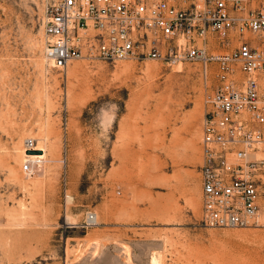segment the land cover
Instances as JSON below:
<instances>
[{
	"label": "rangeland",
	"instance_id": "1",
	"mask_svg": "<svg viewBox=\"0 0 264 264\" xmlns=\"http://www.w3.org/2000/svg\"><path fill=\"white\" fill-rule=\"evenodd\" d=\"M43 10L0 0V264H264V226L200 221L215 66L80 60L59 73ZM36 138L46 155L27 176L17 152Z\"/></svg>",
	"mask_w": 264,
	"mask_h": 264
},
{
	"label": "built area",
	"instance_id": "2",
	"mask_svg": "<svg viewBox=\"0 0 264 264\" xmlns=\"http://www.w3.org/2000/svg\"><path fill=\"white\" fill-rule=\"evenodd\" d=\"M43 3V58L59 73L80 60L196 63L205 77L215 66L201 131L200 221L264 226V0ZM35 148L25 141V152ZM43 163L42 155L27 158L21 172L32 176Z\"/></svg>",
	"mask_w": 264,
	"mask_h": 264
},
{
	"label": "bare ground",
	"instance_id": "3",
	"mask_svg": "<svg viewBox=\"0 0 264 264\" xmlns=\"http://www.w3.org/2000/svg\"><path fill=\"white\" fill-rule=\"evenodd\" d=\"M178 68H179V65H178ZM36 141H37V146H36V148L33 150V152H25L24 151V149H22V150H20V152L18 153L17 152V154H18V156H17V160H18V158H31V157H34V156H40V155H42V157L44 158L45 157V155H46V149H45V147H44V145L43 144H45V142H46V139L45 138H36L35 139ZM34 153V154H33ZM36 153V154H35ZM25 159V160H26ZM24 160V161H25ZM43 171V170H42ZM94 217V216H93ZM96 217V216H95ZM96 220H97V218L95 219L94 218V222H96ZM96 223H98V222H96ZM92 225H93V223H92ZM94 225H95V223H94ZM127 255V254H126ZM126 257V256H125ZM129 260V259H128ZM127 260V261H128ZM123 261V260H122ZM130 261V260H129ZM151 264H155V260L152 258V260H151Z\"/></svg>",
	"mask_w": 264,
	"mask_h": 264
}]
</instances>
